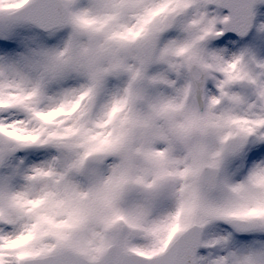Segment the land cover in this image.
<instances>
[{"label":"snow or ice","instance_id":"1","mask_svg":"<svg viewBox=\"0 0 264 264\" xmlns=\"http://www.w3.org/2000/svg\"><path fill=\"white\" fill-rule=\"evenodd\" d=\"M261 4L0 0V264H264Z\"/></svg>","mask_w":264,"mask_h":264},{"label":"rangeland","instance_id":"2","mask_svg":"<svg viewBox=\"0 0 264 264\" xmlns=\"http://www.w3.org/2000/svg\"><path fill=\"white\" fill-rule=\"evenodd\" d=\"M222 15L227 13L221 11ZM264 24V6H260L256 10L255 27L251 34L245 39L233 38L226 43L217 44L215 41L209 42V47L215 44L214 50H223L228 56L239 54L241 51H247L257 60L264 61V31L258 30V26ZM222 39V38H221Z\"/></svg>","mask_w":264,"mask_h":264},{"label":"water","instance_id":"3","mask_svg":"<svg viewBox=\"0 0 264 264\" xmlns=\"http://www.w3.org/2000/svg\"><path fill=\"white\" fill-rule=\"evenodd\" d=\"M261 5H264V4H261ZM257 6H259V5H257ZM223 11L227 12V9H224ZM252 27H253V26H252ZM252 27H251V29L249 30V32H248L246 35H244V36H239L237 33H232V32H230V33H225V35H226V36H227V35H233V36H238V37H241V38H245V37L248 36L249 33L251 32Z\"/></svg>","mask_w":264,"mask_h":264}]
</instances>
